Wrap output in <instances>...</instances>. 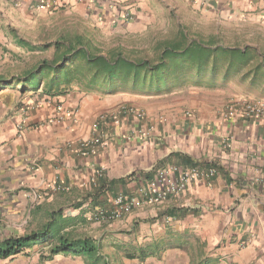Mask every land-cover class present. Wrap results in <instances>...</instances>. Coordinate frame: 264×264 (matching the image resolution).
Masks as SVG:
<instances>
[{
    "label": "crops",
    "instance_id": "obj_1",
    "mask_svg": "<svg viewBox=\"0 0 264 264\" xmlns=\"http://www.w3.org/2000/svg\"><path fill=\"white\" fill-rule=\"evenodd\" d=\"M159 1L0 0V243L35 236L0 264H190L195 247L203 258L264 264V120L226 117L223 109L231 101L225 96L188 99L181 92L165 101L132 92L106 94L103 86L77 77L52 82L51 71L42 68L67 42L93 54L119 51L131 57L145 54L118 43L125 38L173 42L180 25L171 37L157 39L149 32L158 20L144 10L160 7ZM209 1L264 9V0ZM120 9L129 10L133 20L123 19ZM96 32L114 43L103 50L93 41ZM25 52L40 58L28 69L11 70ZM28 73L37 74L29 91L4 86L10 77ZM121 106L143 115L115 123L110 116ZM101 114L108 118L99 123L107 145L82 157L76 146L91 137ZM176 154L201 169L213 167L215 175L191 182L180 195L145 203L143 194L158 170L189 167L174 160ZM54 183L69 191L53 193ZM119 195L139 204L116 221L93 219Z\"/></svg>",
    "mask_w": 264,
    "mask_h": 264
},
{
    "label": "trees",
    "instance_id": "obj_2",
    "mask_svg": "<svg viewBox=\"0 0 264 264\" xmlns=\"http://www.w3.org/2000/svg\"><path fill=\"white\" fill-rule=\"evenodd\" d=\"M79 46L78 49L67 42L60 55L42 63L43 70L51 71L52 82H68L77 77L89 86H103L102 91L106 94L132 92L147 97L174 95L192 88L214 89V80L218 76L221 82H226L241 75L250 79L252 85L262 81L264 86V55L257 50L226 47L213 39L208 42L188 39L182 31L173 42H158L151 56L131 57L119 51L102 56L91 53L85 45ZM56 47L60 48V44ZM36 76L33 73L25 77L13 76L4 81V86L20 85L15 90L26 92L34 85ZM173 157L189 167L196 165L178 154ZM34 237L30 235L0 243V259L17 255Z\"/></svg>",
    "mask_w": 264,
    "mask_h": 264
},
{
    "label": "rangeland",
    "instance_id": "obj_3",
    "mask_svg": "<svg viewBox=\"0 0 264 264\" xmlns=\"http://www.w3.org/2000/svg\"><path fill=\"white\" fill-rule=\"evenodd\" d=\"M161 1H159L160 7L151 9L150 12L144 10L146 13L153 14L158 20V24L149 31L157 39L171 37L176 31V27L180 25L182 28H179V31L181 30L188 39L202 40L204 42L213 39L219 45L226 47H251L257 50L260 55H264V9L256 8L251 10L247 5L248 2H246V5H238L237 8H233V4L221 2L214 4L213 1L209 0H202L203 3L199 5H196V2L200 0H186L183 4L181 0ZM194 5L196 7H193ZM128 11L120 9L118 10V14L122 13L126 16L123 19L127 21L129 19L133 20V15ZM163 22H165L164 25ZM177 22H180V24H176ZM99 37L102 39H99ZM124 37H127V35H124ZM92 38L96 45L100 46L103 50H107L114 43L108 40L106 34H98L96 32ZM140 38L137 41L125 38L122 42L118 43H123V47H126V44L128 46L131 45L139 52L144 51L143 54L148 53L151 56L155 50L151 51L149 47L161 42H152L147 40L146 37ZM44 54L42 56L46 57L47 53ZM39 58L40 55L35 56L25 52L23 58L21 57L16 62L11 63L13 67L10 65V69H15L16 71L28 69ZM212 88L214 89L192 88L186 91L188 94L185 97L189 99L192 95L197 94L196 96L212 95V98L225 96L230 101H234V97L236 96L243 97L239 100H264L262 81L252 85L250 79H244L241 75L229 78L226 82H221L218 76L215 78ZM176 96L177 94L155 97H159V99L164 97L166 98L164 99L165 101H172L175 100ZM245 242L242 240L239 243V247L244 248L247 245ZM192 253L194 259L191 260L190 264H230L224 261V257L222 256L203 258L202 251L198 247L192 248Z\"/></svg>",
    "mask_w": 264,
    "mask_h": 264
},
{
    "label": "built area",
    "instance_id": "obj_4",
    "mask_svg": "<svg viewBox=\"0 0 264 264\" xmlns=\"http://www.w3.org/2000/svg\"><path fill=\"white\" fill-rule=\"evenodd\" d=\"M39 9L43 6L39 5ZM50 103V100H48ZM57 110H61L60 105H56ZM75 114V113H74ZM224 114L226 117L239 116L242 118L264 120V100H238L229 102L225 109ZM142 112L128 106H121L118 111L110 117L113 122L118 123L125 117H142ZM107 116L101 114L97 118V123L94 132L88 140L82 141L77 144L76 152L80 156H87L93 154L98 147H105L107 145L104 132L99 123L105 125L107 123ZM63 120V116L58 117V121ZM216 170L212 168H200L199 166L179 168L175 165L162 167L155 174L154 180L148 185L147 190L143 194L144 202L150 205L162 202L168 195H180L184 193L189 184L197 179H206L213 177ZM102 171H96L95 177L99 178ZM53 193H62L69 191V188L63 184H53L51 186ZM31 198L35 201L38 199L36 193L30 194ZM139 204L137 198L126 199L119 195L113 201L110 208H98L93 219L96 221H116L121 219L124 213H128L131 209ZM247 243V242H245Z\"/></svg>",
    "mask_w": 264,
    "mask_h": 264
}]
</instances>
